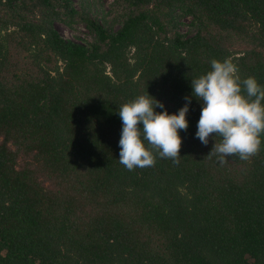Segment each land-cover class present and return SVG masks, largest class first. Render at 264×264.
Returning <instances> with one entry per match:
<instances>
[{
    "label": "trees",
    "instance_id": "obj_1",
    "mask_svg": "<svg viewBox=\"0 0 264 264\" xmlns=\"http://www.w3.org/2000/svg\"><path fill=\"white\" fill-rule=\"evenodd\" d=\"M97 3L0 0V264H264V132L220 162L193 96L178 163L118 158L135 95L177 111L224 57L264 85V0Z\"/></svg>",
    "mask_w": 264,
    "mask_h": 264
},
{
    "label": "clouds",
    "instance_id": "obj_2",
    "mask_svg": "<svg viewBox=\"0 0 264 264\" xmlns=\"http://www.w3.org/2000/svg\"><path fill=\"white\" fill-rule=\"evenodd\" d=\"M210 65L191 78V94L185 95L186 102L177 111H169L149 91L119 105L121 164L130 170L151 166L156 154L178 163L181 130L189 126L193 96L202 105L195 136L208 144L211 134L215 142L210 153L220 162L237 154L248 159L259 150L264 132V85L254 75L241 79L231 57L212 58Z\"/></svg>",
    "mask_w": 264,
    "mask_h": 264
},
{
    "label": "rangeland",
    "instance_id": "obj_3",
    "mask_svg": "<svg viewBox=\"0 0 264 264\" xmlns=\"http://www.w3.org/2000/svg\"><path fill=\"white\" fill-rule=\"evenodd\" d=\"M78 2V0H76ZM97 1V0H96ZM113 0H98V3L95 5V12L98 15L103 14L109 11L112 7ZM78 4V3H77ZM79 6V5H78ZM74 27H69L64 22H57V28L59 31L69 39L82 40V38H90L88 29L82 21H76ZM184 30L187 29V26L183 27Z\"/></svg>",
    "mask_w": 264,
    "mask_h": 264
}]
</instances>
